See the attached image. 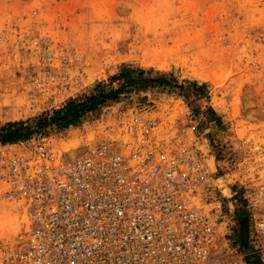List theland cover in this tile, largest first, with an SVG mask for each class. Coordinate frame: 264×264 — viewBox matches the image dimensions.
I'll use <instances>...</instances> for the list:
<instances>
[{
	"label": "built area",
	"instance_id": "built-area-1",
	"mask_svg": "<svg viewBox=\"0 0 264 264\" xmlns=\"http://www.w3.org/2000/svg\"><path fill=\"white\" fill-rule=\"evenodd\" d=\"M15 38L38 55L27 74L31 93L54 103L74 94L80 54L47 35ZM252 39L261 118L220 174L194 120H171L154 100L104 102L82 118L73 148L46 135L1 147L0 202L18 203L27 227L0 239V264H213L219 226L239 208L251 253L264 264V33ZM224 185L231 193L223 206Z\"/></svg>",
	"mask_w": 264,
	"mask_h": 264
},
{
	"label": "rangeland",
	"instance_id": "rangeland-1",
	"mask_svg": "<svg viewBox=\"0 0 264 264\" xmlns=\"http://www.w3.org/2000/svg\"><path fill=\"white\" fill-rule=\"evenodd\" d=\"M18 31L47 35L58 49L81 55L83 79L75 83L72 96L54 103L48 95L30 92L27 74L38 55L27 52L28 44L20 48ZM260 32L264 0H0V127L22 122L23 133L5 140L0 130V148L41 135L64 146L77 140L82 118L104 102L154 100L169 119L183 124L194 120V131L206 139L203 150L212 149L209 163L220 174L243 155L242 138L254 136L261 118L249 65L252 35ZM127 72L129 79L121 75ZM97 88L120 92L75 124L36 125L42 114ZM230 188H222L223 206ZM17 204L0 202L3 241L27 227ZM240 210L219 226L213 264H259L250 245L241 241L248 216Z\"/></svg>",
	"mask_w": 264,
	"mask_h": 264
},
{
	"label": "trees",
	"instance_id": "trees-1",
	"mask_svg": "<svg viewBox=\"0 0 264 264\" xmlns=\"http://www.w3.org/2000/svg\"><path fill=\"white\" fill-rule=\"evenodd\" d=\"M121 75L125 76L127 79L131 78L129 72ZM119 92V89H109L105 91L103 88H97L94 92L83 95L76 100L69 101L62 108L52 110L51 114H42L37 118L36 125L44 128L53 124H56L59 127L75 124L87 111L96 109L97 106L103 103L107 98H115ZM21 126L22 122H8L0 127V130L3 133L1 136L5 140L21 137L23 135V133L20 132ZM244 221H248L246 216L244 217Z\"/></svg>",
	"mask_w": 264,
	"mask_h": 264
},
{
	"label": "water",
	"instance_id": "water-1",
	"mask_svg": "<svg viewBox=\"0 0 264 264\" xmlns=\"http://www.w3.org/2000/svg\"><path fill=\"white\" fill-rule=\"evenodd\" d=\"M247 235H248V227H247V222H243L241 230H240V237L241 241L245 242L247 240Z\"/></svg>",
	"mask_w": 264,
	"mask_h": 264
},
{
	"label": "bare ground",
	"instance_id": "bare-ground-1",
	"mask_svg": "<svg viewBox=\"0 0 264 264\" xmlns=\"http://www.w3.org/2000/svg\"><path fill=\"white\" fill-rule=\"evenodd\" d=\"M199 77H203V76H200V75H198ZM204 77H206V76H204ZM72 142H73V140H72ZM72 142H70V143H65V145L64 146H62L64 149H67V148H73V145H74V143H72ZM75 142V141H74ZM70 154L72 153V151H70L69 152ZM11 223H12V221H11ZM8 225H10V222L8 223Z\"/></svg>",
	"mask_w": 264,
	"mask_h": 264
},
{
	"label": "crops",
	"instance_id": "crops-1",
	"mask_svg": "<svg viewBox=\"0 0 264 264\" xmlns=\"http://www.w3.org/2000/svg\"><path fill=\"white\" fill-rule=\"evenodd\" d=\"M247 222V221H246ZM247 227H248V222H247ZM248 236V235H247ZM243 243H245V244H247V240L245 241V242H243Z\"/></svg>",
	"mask_w": 264,
	"mask_h": 264
}]
</instances>
